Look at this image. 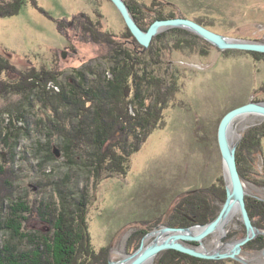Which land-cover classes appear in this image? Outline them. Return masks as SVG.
<instances>
[{
  "label": "rangeland",
  "instance_id": "1",
  "mask_svg": "<svg viewBox=\"0 0 264 264\" xmlns=\"http://www.w3.org/2000/svg\"><path fill=\"white\" fill-rule=\"evenodd\" d=\"M33 1L35 5L27 3L18 16L0 19V54L11 61L13 72L21 75L2 73L0 86L20 83L22 89L34 90L28 102L23 94H0V166L4 171L12 169L14 201L24 199L55 207L49 211L46 207L44 221L37 217L32 220L28 226L31 236H53L51 218L60 209L58 184L73 192L76 199L85 195L92 250L87 253L88 264L122 260L161 226L188 229L213 222L225 202L215 198V191L220 194L227 187L218 128L230 111L249 103H264V60L255 56L256 52L219 50L193 32L179 28L162 31L144 48L111 0ZM127 1L136 10L144 31L158 21L152 22L156 14L163 13L173 14L174 19L192 20L227 38L264 43V0ZM171 30L181 31L169 33ZM110 40L121 46H113ZM129 55L135 58L133 65ZM116 69L126 75L119 84ZM111 81L127 91L119 108L127 106L134 116L130 107L134 106L136 114L149 120L145 126L150 128L146 132H151L145 140L142 129L136 130L137 136L129 132L125 138H115L111 145L120 155L121 149L129 153L127 163L120 159L116 165L124 175L98 178L88 160L74 153V163L61 148L68 138L85 150L92 149L76 133L79 120L75 116L81 107V111L91 114L94 103L82 101L93 95L90 101L95 102L102 86ZM136 94L141 98V108L140 101L130 105ZM64 98H68L66 103ZM20 114L26 116L28 134L23 129L24 120L21 123L14 119ZM89 117L91 121L92 115ZM10 120L18 128L17 133L15 126L10 128ZM263 127L264 118L260 116L240 118L232 130V141L245 149L251 146L246 142L249 132L254 128H262V132ZM9 131L12 136L4 144V133ZM49 132L59 149L54 148L55 160L46 163L42 161L48 155L45 134ZM86 134L93 138L91 131ZM259 142V150H244L249 178L243 182L246 198L264 202V138ZM3 181L0 176V185ZM191 200L195 209L200 208L198 215L208 220L206 223H200L201 219L188 226ZM239 218L236 214L226 227V234L230 231L233 239L241 238L237 241L246 237ZM251 221L263 234L244 247L264 242V220L255 217ZM6 238V233H0V245ZM219 238L220 233H216L205 242L212 244ZM260 245L264 243H255V248ZM74 248L77 252L78 245ZM261 253L254 262L252 256L243 259L250 264H264V250ZM167 254L175 255L178 261V254L188 258L187 254L169 250L160 253L154 264L166 259ZM196 259L207 264H244L232 259Z\"/></svg>",
  "mask_w": 264,
  "mask_h": 264
},
{
  "label": "trees",
  "instance_id": "2",
  "mask_svg": "<svg viewBox=\"0 0 264 264\" xmlns=\"http://www.w3.org/2000/svg\"><path fill=\"white\" fill-rule=\"evenodd\" d=\"M124 1L130 8V11L134 15V18L140 28L145 30L140 20H138L137 16L135 15L134 11L136 10L127 0ZM27 3H33V5H35L36 2L33 0H9L2 3L0 2V19L18 16L22 9L27 5ZM174 18L175 16L173 14L165 15L163 13H158L153 18L152 22L154 20H170ZM180 31L181 30H171L169 31V33ZM107 38L109 39L110 37ZM160 38L157 39V41H162V38ZM108 42L114 44L113 46L116 47L121 46L119 43H117L116 41L114 42L113 40H110ZM254 55L260 56L264 60V54L254 53ZM128 59L129 61L131 60L133 65L135 58H132V56L129 55ZM137 61L138 60H136V64L139 63ZM132 68L134 67L132 66ZM118 71L119 70L116 69V73ZM10 72L21 77L19 73L13 72V66H11V61H9L0 54V76L2 73ZM117 75L119 76L118 79H116L118 84L121 83L124 78H126V75L124 77L121 71H119ZM80 85L78 84L79 88ZM114 86L115 85L112 83V81L108 82L106 86H102V88L99 90V93L95 97V102L90 101L93 95L90 97V99H83V104L94 103V106H92L93 111L91 114H89L88 112L85 113L84 111H81L82 107H79L80 112L78 115L75 116L79 120V123L77 124L78 132L76 131V133L78 135H81L83 138H81L80 140L85 143V139L88 142L89 146L92 147V149L85 150L80 146V144H76L68 138L67 142H65V144L62 145L61 148L63 154L68 156L69 159L74 163L75 158L74 156L72 157L74 153L76 154V156H79V159L84 157L86 160H88L89 165L94 167L98 178L102 177L101 175H105V177L124 175L123 169H120V167H117L116 165L117 163H119L118 161L120 159H122L124 164L127 163L129 153L126 154V151H123V149H121L120 151H122V154L120 155L118 150L111 145L113 144L115 138L119 136L125 138L129 134V132L130 134H133V136H137L136 130L142 129V139L145 140L147 134L151 132H146L148 129H150H147V125L145 126L146 123H149V120H147V118L145 119L143 116L141 117L140 113L136 114V109L134 108V106L131 105L135 104V100L137 102L140 101V103L138 102V104L141 108L142 101L139 95L136 94L137 96H135V99L132 100L133 103L130 102V107H132L131 109H133V111L135 112L134 116L132 114L130 115L129 108L127 106L125 107L124 105L121 106L123 108H119L120 103H123L125 101V96H127V91L124 88L125 86H123V88H117L116 86ZM22 88L23 86H20V83L16 85L8 84V87L2 84L0 86V94L5 95L7 93L16 92L19 94H23L24 99L28 102V99L31 97V94L34 92V90L31 89L29 91H26ZM76 91L78 92V90ZM72 92L73 90H71V93ZM82 95L84 96V92H82ZM40 96L41 98H44V96ZM63 100L66 103L68 101V98H64ZM90 115H92L91 121L89 120ZM25 117L26 116L20 114L16 117L14 116V119L17 122H21V120H24L23 123L25 122V126H23V129L25 133L27 132L28 134L29 129L26 125L27 121ZM13 123L14 121L10 120V128H13L15 126V133H17L18 128ZM50 123H52V121H50ZM131 126L133 127V129ZM44 127L47 129V125H45ZM49 129L53 130L51 126ZM261 129L254 128L252 129V131L249 132V136H247L246 142H249L251 146H248L245 149H243L244 146H239L237 150L238 169L243 180L249 178L246 174L247 166L245 163L246 159L244 156V152L249 149L252 151H255L257 149L259 150V140L264 138V130H262L261 132ZM88 131H91L92 134H94L93 138H88L86 134L88 133ZM37 133L38 132L36 131V134ZM11 136V131H9L8 133H4V144L7 142L8 139L11 138ZM137 139L135 137V140ZM64 140L66 141V138H64ZM38 143L42 144V142ZM135 145L131 146L134 150ZM45 147L47 148L46 150L48 152V155H45V157H43L44 161L42 162L50 163L56 158L54 154V148L56 147L59 149V147L57 145L55 146V144H53L52 142L51 132H49L47 135L45 134ZM13 157L14 156L12 152L11 158L13 159ZM106 164L110 165V167L106 168ZM4 169V167L2 168L0 166V176H2V179H4L3 183L0 185V233L2 235L6 233L8 235V238L4 239L3 243L0 245V253L2 254H0V264H88L89 259L87 253L88 251L91 253L92 250L90 246L91 238L88 233V224L86 221L87 206L85 205V195L79 196L76 199L74 197L73 192H67L61 187V185L58 184L60 209L57 216L52 215L53 218L51 219H53L54 224L50 222L54 225V234L51 237H49L47 234H43L39 237H32V234L29 232L28 226L35 217L41 218V220L44 221L45 214L43 215V211L45 213V209L47 210V208L48 211L51 210L52 206L50 207V204L45 206V204L41 202H35L31 204L24 199L14 201V186L12 185L14 182V174L11 168H8L6 171H4ZM262 183H264V180H262ZM224 199L225 197H223L222 201H224ZM246 205L252 220L255 217H260L264 220L263 201L254 200L253 198H246ZM208 209L209 208H207V213ZM207 221L208 220L203 218L201 222L206 223ZM260 241L262 242L261 244L264 243L262 240ZM260 241L251 242L247 246V248L253 247L255 243L258 244L260 243ZM75 244L78 245L77 252L74 248ZM172 252L173 251H170L169 253ZM76 253L77 257L74 256ZM92 263L95 264V262L93 261Z\"/></svg>",
  "mask_w": 264,
  "mask_h": 264
},
{
  "label": "water",
  "instance_id": "3",
  "mask_svg": "<svg viewBox=\"0 0 264 264\" xmlns=\"http://www.w3.org/2000/svg\"><path fill=\"white\" fill-rule=\"evenodd\" d=\"M111 2L122 15L132 35L144 48H148L154 37L162 31L179 28L193 32L222 51L238 50L264 54V43L227 38L188 19L158 20L147 31H144L136 23L124 0H111ZM249 115L264 117V103H249L230 111L223 117L218 128V145L223 160L227 187L226 200L217 218L205 226H197L195 228L173 229L161 226V228H157L147 234L136 252L126 254L122 260L110 262V264H154L160 253L169 250L206 260L232 259L244 264H250L247 260L240 257V254L247 243L263 233L252 224L246 206L248 194L238 169V144H234L232 141V130L236 121ZM236 214H239V220L246 229V237L244 239L225 244L221 248H215L213 251L200 250L190 245V242L200 243L216 233H220V243L226 237V227ZM150 238L154 239L150 244L146 245ZM186 242L189 244L186 245Z\"/></svg>",
  "mask_w": 264,
  "mask_h": 264
},
{
  "label": "flooded vegetation",
  "instance_id": "4",
  "mask_svg": "<svg viewBox=\"0 0 264 264\" xmlns=\"http://www.w3.org/2000/svg\"><path fill=\"white\" fill-rule=\"evenodd\" d=\"M218 193H219L218 191H215V194H214L215 195V198H217L218 200L222 201L223 200V196L224 195L226 196V192L221 191L220 194H218ZM225 199H226V197H225ZM192 203H193V200H191V201L188 202L189 207H190L189 208V211H190V215H191V217H188V222H189V225L188 226L191 225L190 222H193V223L198 224L199 220L203 219L202 217H204L203 214L200 215V216L198 215L199 212H200V208L199 209H197V208L195 209L194 206L192 205ZM193 213H194V215H195L196 218H193V216H194ZM200 223H202V222H200ZM232 233L233 232L228 231V234H226V237L220 242L221 246H223L225 244H229V243H234V241H237V240L241 239V238H239V239H233L232 238L233 236L231 235ZM227 237H228V239L226 240ZM218 241L219 240H217L216 242H218ZM216 242H214L212 244H208V242H207V244H206V242L204 240L202 243H199V244L196 243V242H190V245L193 246V247H195V248H200V247H202V245H204L209 250H213L216 247V245H217ZM248 248L249 249H247V246L244 247L243 248L244 251L242 250V252H246V253H244L245 254L244 255L245 259H247V258H249V257L252 256V258L251 259L249 258V259L252 260L253 262H254L255 259H258L260 257V254H262L261 253L262 250H264V246L261 247V245H260V248H258V249L255 248V245L253 247H248ZM258 253H259V255H258ZM255 254L258 255V256H256ZM178 255H179L181 261H178V259H177V257L175 255L172 257L171 254H167L166 255V259H163L160 262L157 261L156 264H207V263L204 262V260H202L203 261L202 262L200 260H197L195 257L189 256V255H188V258H187V256L184 257L183 255H180V254H178ZM225 260H231V259H225ZM252 261H250V262H252Z\"/></svg>",
  "mask_w": 264,
  "mask_h": 264
},
{
  "label": "bare ground",
  "instance_id": "5",
  "mask_svg": "<svg viewBox=\"0 0 264 264\" xmlns=\"http://www.w3.org/2000/svg\"><path fill=\"white\" fill-rule=\"evenodd\" d=\"M162 57H163V56H162ZM262 118H264V117H262ZM24 205H25V204H24ZM23 209H24V208H23ZM22 211H23V210H22ZM232 219H233V218H232ZM230 222H231V221H230ZM243 226H244V225H243ZM8 227H9V226H8ZM10 227H11V226H10ZM17 231H18V230H17ZM17 231H16V232H17ZM213 235H214V234H213ZM211 236H212V235H211ZM193 242H194V241H193ZM202 242H203V241H202ZM202 242H200V243H202ZM198 244H199V243H198ZM216 244H217V245H216L215 248H221V247H222L221 244L219 243V241L216 242ZM215 248H214V249H215ZM2 249H3V248H2ZM197 249H200V250H201V249H206V250H208V251H213V250H214V249H213V250H209V249H208L206 246H204V245H202V247L197 248ZM0 251H1V249H0ZM0 254H1V253H0ZM1 255H2V254H1ZM4 258H5V257H4Z\"/></svg>",
  "mask_w": 264,
  "mask_h": 264
}]
</instances>
